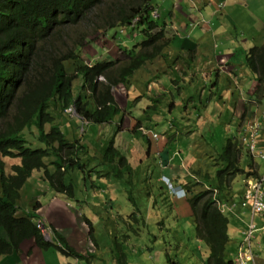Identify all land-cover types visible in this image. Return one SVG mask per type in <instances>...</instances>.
<instances>
[{
	"label": "crops",
	"instance_id": "1",
	"mask_svg": "<svg viewBox=\"0 0 264 264\" xmlns=\"http://www.w3.org/2000/svg\"><path fill=\"white\" fill-rule=\"evenodd\" d=\"M154 4L158 8V20L163 19L159 22L164 25L171 38L166 49L167 55L145 64L141 73L133 76L132 85L126 87L120 83L114 89V96L122 113L120 111V115L112 121L114 123L110 126L112 130L109 135L110 139L114 138L115 147L119 148L126 158H129L131 153L132 157L127 159V162L134 169L133 174L125 172L122 174L124 177L119 180H113L108 174L96 182L89 172L72 170L66 178L74 185V197L55 192L46 181L47 190L52 194L51 200L47 204L41 203L42 207L37 210L39 218H42L49 228H55L69 246L85 258L63 252L53 236L51 241L54 245L46 248L39 247L33 238L23 240L19 250L0 256V264H118V256L127 260V255L121 252L125 247L122 239H129L124 233L132 228L115 231L117 225L112 224L117 216L113 214L118 213L123 205L125 207L132 203L131 189H124L127 197L121 196L122 192L116 184L127 183V180L132 179V175L134 184L146 183L145 187L141 185V189L149 192L145 208L140 210L136 207L134 222L140 225L148 219L154 228L156 224L160 226L157 229L159 235L150 232L156 246L145 248L151 254L150 258L155 255V260L149 263L160 264L162 254L165 258L167 254L171 255L170 249L175 245L184 258L183 262L173 261L175 264H208L209 247L194 231L195 218L187 196H171L166 191L162 176H170L174 183L183 188L192 177L206 182V187H210L209 181L216 182L218 169L225 166L219 158V152L230 138L235 137L242 144L241 166L245 168L252 162L257 169V176L264 172V159L258 157L264 151V65L261 69L263 78L260 79L257 70L247 62L248 51L257 44L261 45L260 41L264 40V14L258 13L259 16L247 21L251 30L249 38L235 39L232 34H228L234 21L238 23L240 20L233 16L237 10L252 9L264 12V0H154ZM130 33V38L125 39L119 28L111 30L102 39L86 46L85 50L94 57H99L98 60L118 58L129 40L134 44L139 37H143L139 29ZM100 50L104 51L103 55ZM143 85L148 86L150 93H143ZM78 86L75 84V87ZM173 88L181 95L177 100L168 101L167 95L173 93ZM151 98H158V101ZM170 103L172 107L166 109L171 113L174 111L172 116L164 113V106ZM68 114L73 117L66 120L61 127L70 140L79 139L86 145L82 157L87 163V169L91 170L100 164L104 148L110 139L99 138L100 132L96 131V124L89 121L84 124L77 115ZM162 119L173 123L169 127L172 130L161 131L146 124L148 121L158 122ZM250 122L260 124L256 134L255 155L250 154L246 144L241 141L250 129ZM137 124L149 129L145 138L133 128ZM99 126L109 125L107 123ZM154 132L158 133L157 138L152 136ZM124 135L131 138L129 146L118 147V141ZM134 139L141 142L142 157L136 158L132 148L128 149ZM240 176L241 180L235 181V178L229 184V196H232V199L221 204V209L229 217L227 251L233 259L246 225L252 217L250 209L243 207L239 202L245 187V176ZM29 186L31 185L28 180L24 187ZM36 192L34 189L29 194L30 198H24L38 201L39 195ZM24 198L23 202H20L19 216L25 215L32 206L27 204ZM119 198L123 202L116 208ZM104 204L108 207L103 209L108 208L110 211L105 223L108 227L112 226L111 232L104 229V232L111 236V241L106 246L99 242L94 228L93 237H90L89 227L85 222V219L94 220V214L104 212L98 206ZM164 214L168 215L167 221L163 220ZM168 221L172 222L170 227H166ZM255 221L261 226L259 217H255ZM187 230L192 232L189 234ZM163 232L168 233L170 243H167L165 238L162 240ZM112 242L117 246L114 247ZM253 248L255 262L251 264H264L262 229L255 232ZM136 249L137 247L134 251Z\"/></svg>",
	"mask_w": 264,
	"mask_h": 264
},
{
	"label": "trees",
	"instance_id": "2",
	"mask_svg": "<svg viewBox=\"0 0 264 264\" xmlns=\"http://www.w3.org/2000/svg\"><path fill=\"white\" fill-rule=\"evenodd\" d=\"M153 5L154 0H0V256L19 250L25 239L33 238L41 248L54 245L35 223L41 202L35 201L25 215H18L21 190L34 171L43 170L55 192L74 197V185L65 178L75 169L88 172L82 157L86 145L79 139L70 140L61 127L68 120L67 108L73 106L82 119L97 125L120 115L114 89L120 83L132 85L137 69L165 57L171 42L164 25L150 16ZM136 18L135 30L145 38L132 47L125 46L122 57L98 60L85 50ZM247 62L262 79L264 43L249 50ZM99 76L104 79L99 80ZM78 78L81 83L75 87ZM140 127L133 128L145 138L149 129L144 133ZM242 152L240 141L230 138L219 152L225 166L218 169L216 182L209 181L210 187H206V182L192 177L184 185L187 191L183 196H187L195 218L196 234L209 247L208 264H235L227 251L229 217L219 202L232 199L229 184L237 175L258 174L252 162L241 166ZM101 160L99 169L90 170L100 179L108 175L104 166L118 170L119 179L125 172H134L115 147L114 138L105 146ZM9 166L11 172L6 170ZM165 186L171 196L183 197L172 195ZM85 220L93 237L90 221ZM52 230L63 252L85 258L55 228ZM122 259L118 256V264H127ZM166 259L175 264L170 254Z\"/></svg>",
	"mask_w": 264,
	"mask_h": 264
},
{
	"label": "rangeland",
	"instance_id": "3",
	"mask_svg": "<svg viewBox=\"0 0 264 264\" xmlns=\"http://www.w3.org/2000/svg\"><path fill=\"white\" fill-rule=\"evenodd\" d=\"M250 11H247L245 9H239L233 14V16H237L240 20L238 21V23H237V21H234V23H233L231 29L229 30L228 34H232L235 39L236 38H240V37H245V38H249L250 37L251 30L248 28V26H250V25H248L247 21L252 19L253 17L259 16L258 13L264 14V12H256L255 10L253 11L252 9H250ZM150 16H151L152 19L157 20L158 22L159 21L161 22L163 20V19H159L158 20L157 16H152V15H150ZM263 18H264V15H263ZM160 25H162V24L160 23ZM129 31H131V30L128 29V31H124V33L120 31V33L122 35H125V39H126V38H130V34L131 33H129ZM263 35H264V33H263ZM144 38H145L144 36L142 38L139 37L138 38L139 40L137 42L143 41ZM262 43H264V40L260 41V44H262ZM132 45H133L132 40H129L126 43V46H128V47H132ZM71 65L72 64L68 63V66H71ZM140 71H142V69H137L135 74L141 73ZM98 79L102 80V79H104V77L103 76H99ZM78 81L81 83V79L78 78V79L75 80L76 86L80 85ZM147 87H148L147 85H143L141 87V89H142L144 94L150 93V91L147 89ZM176 90H177L176 88L171 89V91H173V93L167 95L168 101H173L174 99L177 100V98L181 95L180 93L179 94L176 93ZM169 106L172 107L171 103L168 104V106H164V109H165L164 113L172 116V113L174 111L171 113V112H169L168 109H166V107H169ZM160 107H162V106H160ZM121 113H122V111H121ZM66 115L68 116V119L70 117H73L72 115H69L67 113V111H66ZM113 123L114 122L108 123L109 126H106V127H100L99 125H102V124H98V125L96 124V126H95V128H97L96 131L100 132L99 138H101V139H104V138H107V139L109 138L110 139L111 138L109 134H110L112 128H110V126ZM146 124H147V126L155 128L157 130L166 131L167 129L172 130V128H169V127L173 123L170 124L168 122V119H162V120H159L158 122L148 121V122H146ZM89 126H91V125L89 124ZM141 128L147 130V128L145 126H141L139 129H141ZM116 129H118V127H116ZM175 129H176V126L174 125L173 130H175ZM81 132H82V129H81ZM107 139H106V141H107ZM129 140H131V138H129L127 135H124L122 137V139L118 141V144H119L118 147H123L124 148V147L129 146ZM108 142H107V144H108ZM131 148H132V151H134V153L136 155V158L143 156V155L140 154L141 153L140 151H142V147H141V142L140 141L134 139V141L132 142V145L128 149H131ZM117 149H119V148H117ZM131 157L132 156H131V153H130L129 158H131ZM129 158H126V159H129ZM132 160H134V159H132ZM14 161H18V160L14 159L13 162ZM11 162L12 161L9 160V163H11ZM96 167H97V169L100 168V166H98V165ZM10 168L11 167L9 166L8 169H6L7 172H11ZM120 168L123 169L124 166L121 165ZM104 169H105L104 172H108L109 176H112L113 180H116V179L119 180V178L117 177L118 174H119L118 170L116 171L113 168H111L110 166H104ZM88 170H90V169H87V171ZM89 173L92 175L91 177H94L96 182H98L100 180V178L97 177V175H96V173L94 171H90ZM240 175L244 176V174L237 175L235 181H237V179L241 180V176ZM75 179L77 180V178H75ZM103 179H107V178L103 177ZM28 180H29L30 185L32 186V189H31V186H29L27 188L23 186V188L21 190V202H23L22 200H23L24 197L30 198L29 194L31 193V191H33L35 189V190H37L36 194L39 195V196H37L38 201L43 203V204L49 203L50 200H51L52 194L49 193L48 190H47L48 186L45 183L46 182L45 176L43 177V170L34 171V175L31 176ZM127 181H128L127 183H122L123 185H121L120 183L116 184V185H117L118 188H120V190L122 192L120 194L121 196L124 195L125 197H127V192L124 191V189H126V190H127V188L131 189L130 190V195L134 199L132 198V203H130L129 205H126L125 207L123 205V208H121L118 213H114L113 214V215L117 214V216H116V219H115V221H114V223L112 225H117V227L115 228V231H117V230L124 231V228L127 229L128 227L132 228L131 231H128V232L124 233L125 235H127V237L129 239H125V240L122 239V242L124 243L125 247L122 249L121 252H123V253H125L127 255V258H128L127 259L128 261H126L127 264L128 263L132 264V262H134V263L137 262V264H150L149 262L155 260V255H153V258H150L151 254L149 252H147L145 248H154V246H156V241H154L153 235L150 232L159 235V232H158L157 229L160 226L158 224H156L155 225L156 227L154 228V226L151 225L148 222V219H147V221L145 223H141L140 225L138 223L134 222V216L133 215H135V213H136V210H135L136 207H138V209H140V210H141V208H145L147 195L149 193H147V190L146 191H142V189H141V185L145 187L146 183H141L139 185V184H133L132 183V179H129ZM66 183H70L67 178H66ZM90 184H91V182H89V185ZM137 187H138L139 191H141V194L136 189ZM24 188H25V190H24ZM50 191H51V189H50ZM84 192H86V191H84ZM137 195H140V196L137 197ZM65 196L67 197L69 195H65ZM69 197H71V196H69ZM117 197H119V195H117ZM26 198H24V199L27 201V204H31V205L34 204L35 201L33 202L30 199H26ZM77 198H79V195L77 196ZM121 202H123V201L120 198L117 199L116 208L120 207L119 204ZM25 204H26V202H25ZM98 206L100 207V209H103V207H108L107 204L98 205ZM109 206H110V204H109ZM79 212H82V211H79ZM79 212H78V214L81 217L82 215ZM109 213H110V211H108V208H106V210H104V212H101L99 214H97V213L94 214L95 217L91 216V218L93 217L94 220H91V221L89 220L90 221L89 223H90L91 227L94 228L96 233H97V237L99 238V242H101V244L104 245V246H106V244L111 241V236L104 232V229H107L108 232H111L112 226L109 225V227H108L107 223H105V219L109 217V215H108ZM164 217H165V221H167L168 215L164 214L163 218ZM81 220H83V219H81ZM101 221H103V223ZM169 223H172V222L168 221L166 223V227H170ZM87 227H89L88 224H87ZM191 232H192V230L188 231L189 234ZM161 236H162V240H163V238H165L167 243H170V240H169L167 232L161 233ZM112 244H113L114 247L117 246V244H115L114 242H112ZM135 247H137L136 251H134ZM170 250H171L172 262L173 261H177V260L180 261V262L184 261V258L178 252V250L175 248V245H173V248L170 249ZM141 251H144V252L141 253ZM122 261L124 262V259H122ZM159 263L160 264H166L167 263V260H166V258L164 256V254H162V257L160 258Z\"/></svg>",
	"mask_w": 264,
	"mask_h": 264
},
{
	"label": "built area",
	"instance_id": "4",
	"mask_svg": "<svg viewBox=\"0 0 264 264\" xmlns=\"http://www.w3.org/2000/svg\"><path fill=\"white\" fill-rule=\"evenodd\" d=\"M150 15L157 17L159 16L157 5L154 4L152 6ZM137 20L138 18L134 19L132 24L129 26L126 27L123 26L122 28H120V31L123 33L124 31H128V29L131 31H135V24ZM131 31H129V33ZM67 112L80 117L73 106L68 107ZM85 123H87V121H84V124ZM248 126L250 127V129H248V133H245L242 138H244V141L246 139L247 142L246 146L250 154L255 155V149L257 145V138H255V135L257 134L260 128V124L257 122H250ZM83 129L84 126L82 127V130ZM141 131L144 133L148 132L146 129L143 128H141ZM152 136L157 138L158 133L154 132ZM258 157L264 159V151L261 152ZM162 180L165 182L167 188L169 189L172 195L183 196L186 194V190L184 188L177 186L170 177L164 175L162 177ZM243 180L245 182L244 193L239 202L243 207H248L250 209L252 217L248 221L246 228L244 230V234L240 241L237 254L234 258L235 264H250L255 262V253L253 248L255 232L258 229H262V231H264V172L258 176L257 175L245 176ZM219 204L221 206L222 203L219 202ZM235 204L236 203H234V205ZM255 217L260 218L262 222L261 226L257 224V222L255 221ZM35 223L37 228L44 235L45 239L52 240L53 230L45 224L43 219L36 218ZM58 245L62 246V243L59 241Z\"/></svg>",
	"mask_w": 264,
	"mask_h": 264
},
{
	"label": "bare ground",
	"instance_id": "5",
	"mask_svg": "<svg viewBox=\"0 0 264 264\" xmlns=\"http://www.w3.org/2000/svg\"><path fill=\"white\" fill-rule=\"evenodd\" d=\"M255 138H256V135H255ZM241 141L245 142V144L247 145L246 139H245V141H244V138H241ZM58 242H59V241H57V245H58ZM58 246H59V245H58ZM59 247H61V246H59Z\"/></svg>",
	"mask_w": 264,
	"mask_h": 264
},
{
	"label": "clouds",
	"instance_id": "6",
	"mask_svg": "<svg viewBox=\"0 0 264 264\" xmlns=\"http://www.w3.org/2000/svg\"><path fill=\"white\" fill-rule=\"evenodd\" d=\"M119 31H120V29H119ZM81 118V117H80ZM82 119V118H81ZM83 121H87V120H84V119H82ZM164 176V175H163ZM162 176V177H163ZM163 181V180H162ZM164 182V181H163ZM179 187H181V186H179ZM181 188H183V187H181ZM185 189V188H184ZM186 190V189H185ZM187 191V190H186Z\"/></svg>",
	"mask_w": 264,
	"mask_h": 264
}]
</instances>
